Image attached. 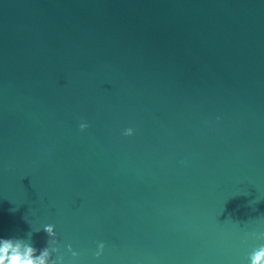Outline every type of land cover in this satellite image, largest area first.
<instances>
[{
	"label": "water",
	"instance_id": "obj_1",
	"mask_svg": "<svg viewBox=\"0 0 264 264\" xmlns=\"http://www.w3.org/2000/svg\"><path fill=\"white\" fill-rule=\"evenodd\" d=\"M44 223L78 264H246L264 0H0V237Z\"/></svg>",
	"mask_w": 264,
	"mask_h": 264
},
{
	"label": "clouds",
	"instance_id": "obj_2",
	"mask_svg": "<svg viewBox=\"0 0 264 264\" xmlns=\"http://www.w3.org/2000/svg\"><path fill=\"white\" fill-rule=\"evenodd\" d=\"M87 121H81L78 125L80 130L88 127ZM134 132L132 127L123 130V135L131 136ZM44 231L48 234L46 246L39 250L31 243V233L28 238L18 237H0V264H78L77 257L79 253L72 248L71 244L66 245L71 257L66 259L64 252L61 250L55 225L53 223H44ZM40 226L35 228L39 231ZM256 235V234H253ZM264 238V233H259L257 239ZM105 245L103 241L97 243L95 256H100ZM58 252L55 258L52 254ZM246 264H264V243H259L251 247L246 254Z\"/></svg>",
	"mask_w": 264,
	"mask_h": 264
}]
</instances>
